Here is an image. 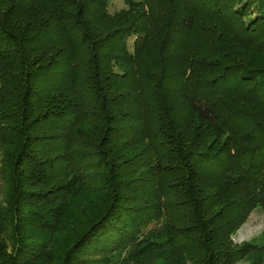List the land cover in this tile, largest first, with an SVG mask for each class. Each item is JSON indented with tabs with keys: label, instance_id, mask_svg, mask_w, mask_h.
<instances>
[{
	"label": "trees",
	"instance_id": "obj_1",
	"mask_svg": "<svg viewBox=\"0 0 264 264\" xmlns=\"http://www.w3.org/2000/svg\"><path fill=\"white\" fill-rule=\"evenodd\" d=\"M125 4L0 0V264H264V0Z\"/></svg>",
	"mask_w": 264,
	"mask_h": 264
},
{
	"label": "rangeland",
	"instance_id": "obj_2",
	"mask_svg": "<svg viewBox=\"0 0 264 264\" xmlns=\"http://www.w3.org/2000/svg\"><path fill=\"white\" fill-rule=\"evenodd\" d=\"M126 9L125 0H108L107 12L110 16ZM134 38L128 40V49L133 51ZM1 168V166H0ZM2 199V184L0 182V201ZM236 244L257 243L264 241V209L256 208L248 217L246 223L237 231L233 237ZM238 264H249L240 262Z\"/></svg>",
	"mask_w": 264,
	"mask_h": 264
}]
</instances>
